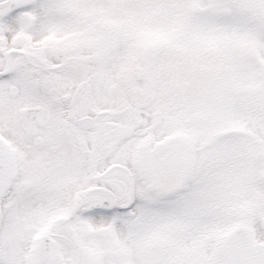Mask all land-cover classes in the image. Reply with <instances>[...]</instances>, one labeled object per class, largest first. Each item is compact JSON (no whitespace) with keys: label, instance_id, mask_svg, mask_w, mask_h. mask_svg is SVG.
<instances>
[{"label":"snow or ice","instance_id":"6c2138e0","mask_svg":"<svg viewBox=\"0 0 264 264\" xmlns=\"http://www.w3.org/2000/svg\"><path fill=\"white\" fill-rule=\"evenodd\" d=\"M0 264H264V0H0Z\"/></svg>","mask_w":264,"mask_h":264}]
</instances>
